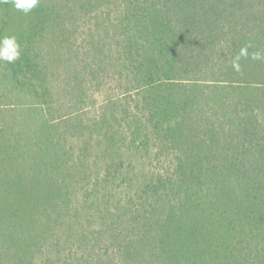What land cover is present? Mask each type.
Returning a JSON list of instances; mask_svg holds the SVG:
<instances>
[{"label":"trees","instance_id":"trees-1","mask_svg":"<svg viewBox=\"0 0 264 264\" xmlns=\"http://www.w3.org/2000/svg\"><path fill=\"white\" fill-rule=\"evenodd\" d=\"M4 36L0 264H264V0H0Z\"/></svg>","mask_w":264,"mask_h":264},{"label":"clouds","instance_id":"clouds-1","mask_svg":"<svg viewBox=\"0 0 264 264\" xmlns=\"http://www.w3.org/2000/svg\"><path fill=\"white\" fill-rule=\"evenodd\" d=\"M39 0H14V7L22 11L25 15L30 14V12L37 7ZM251 44L246 45L240 49L238 55H236L232 60V67L235 71H240V60L241 58H246L248 53V48ZM22 45L18 41L16 36H4L0 38V59L6 60L8 62H15L21 58L22 55ZM262 58L261 53H252V59Z\"/></svg>","mask_w":264,"mask_h":264}]
</instances>
